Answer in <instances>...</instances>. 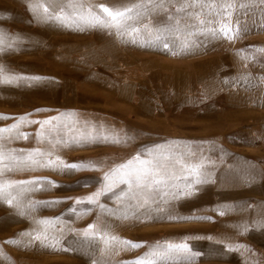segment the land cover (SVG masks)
Segmentation results:
<instances>
[{
    "label": "rangeland",
    "instance_id": "374dc122",
    "mask_svg": "<svg viewBox=\"0 0 264 264\" xmlns=\"http://www.w3.org/2000/svg\"><path fill=\"white\" fill-rule=\"evenodd\" d=\"M39 2L0 0V33L5 38L0 65L17 76L45 78L0 84V116L10 117L0 119V129L18 125L11 134H3L5 150L26 158L35 149L47 150L48 140L53 137L71 142L89 133L119 138L120 142L100 141L56 151L68 163L96 162L99 170L66 174L36 168L28 171L30 179L69 181L78 175L80 187L73 200L84 198L100 186L104 171L137 154L141 159H150V151L158 146H171L185 163H206L211 178L208 183L195 185L191 197L169 196L167 203L160 200L163 211H154L156 218L144 222L118 219L122 206L113 193L100 198L104 210L96 204L80 203L79 211L91 212L88 220L80 218L87 226L107 224L111 234L123 240L145 242L144 247L116 245L106 249L96 239L97 249L90 256L77 259L64 250L62 256L48 253L47 261L62 257L64 264H127L153 251L158 243L161 250L169 244H186L189 251L172 250L154 257L155 264H264V227L257 225V221H264V187L252 185L255 179L263 177L264 171L241 162L231 165L230 155L225 153L215 155L217 147L224 151L241 150L247 143L264 142L263 133L251 130L248 135L242 128L246 124H238L240 120H255L264 109V92L257 88L263 85L258 75L264 66V5L256 0H235L237 4L249 5L248 9L237 7L231 17L233 28L239 17L240 26L247 29L245 34L233 40L197 34L192 37L195 47L189 53L172 54L123 43L116 35L99 28L78 30L54 21L39 22L32 10ZM93 2L119 6L140 0ZM214 2L218 5L221 0ZM175 7L172 4L165 9L153 8L138 26L142 28L147 23L155 28L175 23L182 16L175 13ZM244 11L247 15L241 14ZM170 15L174 16L173 21H169ZM247 80L254 85L249 98L242 90ZM238 103L250 105L238 107ZM25 115L32 121L51 123L42 129L39 123L15 119ZM56 117L59 119H53ZM238 125L242 129H237ZM218 157H222L221 168L216 165ZM173 168L179 173V164H173ZM87 175L94 180L90 181ZM84 183L88 186H82ZM36 187L48 188L44 184ZM35 199L31 197L32 201ZM169 214L177 219L169 220ZM192 253L199 255L191 256ZM32 255L35 256L33 251ZM0 262L14 264L13 260Z\"/></svg>",
    "mask_w": 264,
    "mask_h": 264
},
{
    "label": "snow or ice",
    "instance_id": "6c2138e0",
    "mask_svg": "<svg viewBox=\"0 0 264 264\" xmlns=\"http://www.w3.org/2000/svg\"><path fill=\"white\" fill-rule=\"evenodd\" d=\"M260 5H264V0H256ZM175 4V13L182 14L180 20L175 23H169L163 27H150L143 23L145 13H150L153 8L165 9L166 5ZM248 9L246 3L237 4L235 0H221L217 5L214 0H140L138 3L129 5L108 6L103 3H94L93 0H40L32 10L36 14L39 22L54 21L64 27H74L78 30L84 28H99L107 30L110 35H116L123 43L139 44L143 47L158 48L172 54H187L195 47L192 37L197 34L210 35L213 38H227L233 40L241 37L247 29L240 26L239 17L236 20V27H232V13L236 9ZM207 9V11H206ZM247 15V11L241 13ZM215 17V18H213ZM169 21L174 20V16L168 17ZM227 19L225 23L224 20ZM213 24L219 27H211ZM5 38L0 33V52L4 51ZM11 48L12 45L8 44ZM45 78L39 76L22 77L6 72L3 65H0V84H16L20 81H41ZM41 111V110H37ZM30 115V114H29ZM0 119H10V117L0 116ZM20 122L39 123L43 129L51 121H32L28 115L15 118ZM53 119H59L58 117ZM18 125L13 124L9 128L0 129V201L7 203L10 207L24 208L26 191L34 190L36 186L43 184H52L58 187L55 182L47 181L42 178H33L29 181H11L5 180L4 174L14 170L36 168H48L58 172L71 174L76 171H95L99 170L96 162H73L64 161L56 151L62 147L89 146L100 141L118 143L119 138L111 139L108 136H97L89 133L80 140L71 142L57 139L55 137L48 140L49 147L47 150L35 149L30 152L26 158H20L13 154L12 151H6L2 142L4 133L11 134ZM27 138V134H23ZM16 138H20L19 135ZM55 156V159L52 157ZM150 159H141L140 154L133 156L126 162L117 164L115 167L104 171L101 178L100 186L97 190L87 197L77 198L76 204L87 202L96 204L102 210L105 209L100 204V198L109 193L116 195L122 206L121 214L118 219H136L144 222L156 217L153 212H161L160 200L167 203L166 197L171 196L173 199L182 197H191L194 193L195 185L210 182V174L207 172V165L204 162L185 163L183 156L175 155L171 146L164 148L158 146L157 149L150 151ZM210 163V162H209ZM173 164H179V173L173 168ZM125 185V188H121ZM31 186V187H27ZM82 186H88L87 184ZM116 189H120L116 192ZM61 201H52L47 203H60ZM153 205L156 207L153 208ZM75 211V208H73ZM21 215L24 212L20 213ZM115 213H113L114 215ZM223 215L224 211L221 210ZM188 219L192 217H179ZM197 219H209L208 217H195ZM169 220L177 219L169 214ZM37 223L50 225L52 220H40ZM259 227H264V221H257ZM246 230V229H245ZM82 234L86 238L93 240L99 239L105 245V248L120 245L124 248L144 247L145 242H133L123 240L118 236L110 233L108 225L97 226L89 225ZM24 235L30 237L28 243L40 241L41 247L56 248L59 243L55 235H50L47 228L38 229L35 234L29 232ZM45 241H49L45 244ZM51 241H55L52 243ZM8 243H17L10 240ZM27 246V245H26ZM237 247H243L239 245ZM230 250L231 246H229ZM67 251L68 249H64ZM184 251L189 249L186 244L172 245L169 244L166 249L161 250L160 245L154 246L153 251L138 257L136 260L127 262V264H155L154 257L163 256L168 252ZM199 255L192 253L191 256ZM191 258V257H189Z\"/></svg>",
    "mask_w": 264,
    "mask_h": 264
},
{
    "label": "crops",
    "instance_id": "0c3cea01",
    "mask_svg": "<svg viewBox=\"0 0 264 264\" xmlns=\"http://www.w3.org/2000/svg\"><path fill=\"white\" fill-rule=\"evenodd\" d=\"M12 13L10 14L11 18L8 20L10 24L14 18V9L12 10ZM16 14L19 16L18 12ZM259 73L258 76L260 80H263V85L257 88L263 89L262 91L264 92V66H262ZM251 83L252 81L247 80V83L243 85L244 87L242 89L247 92L248 98L249 93L254 92V85H251ZM249 105V103L236 104L238 107H249ZM261 105L264 107V99L262 100ZM255 118L256 119L253 121L246 119V121L240 120L238 122V124L240 122L246 124V126L242 128L247 131L248 135L251 130L264 134V109L262 110V113L258 114ZM242 128H239V125L237 127V129ZM224 153L230 155L228 160L233 162L231 165L241 162L246 165H251L252 168H257L258 171H264V142L262 145H249V143H247L246 148H242L241 150L225 148L224 151L222 147L216 148L215 155L222 156ZM216 160H218L216 161V165L221 168L223 163L222 157H218ZM29 170L30 169H24L6 172L4 174V179L11 181H29L31 180L28 173ZM87 176L91 177L90 175ZM90 179V181L94 180L93 177ZM48 181L55 182V184L59 186L53 187L52 184H48V186L47 184H44L46 188L48 187L47 189L40 190L36 187L34 190L26 191L24 194L26 207L24 208L10 207L7 203L0 201V252H6V254H0V261L1 259H4L6 261L13 260L14 264H34L33 262L38 260V264H64L62 262V257L54 262H48L46 256H48V253H55L58 256H62L61 254L64 249H68L67 252H70L78 259L79 256L92 255L97 249V244L93 239L78 234L88 228L80 218L88 220L91 216V212L88 210L79 211V204H76V200H73L76 198V192L79 191L80 187L78 175L76 176V179L69 181H63L61 178ZM252 183L254 186L264 187V173L263 177L255 179ZM31 197H36V199L32 201ZM52 201L61 202L47 203ZM73 208H75V211H73ZM21 212H24V214L21 215ZM40 220H52L53 223L50 225H42L37 223ZM43 228H47L50 235H55L58 238L59 243L56 244L55 249L41 247L40 241H35L33 244L31 243V245L28 243L30 237L24 234L31 232L34 235L36 230ZM10 240H15L17 243H8ZM51 242L55 243V241ZM48 243L49 241H45V244ZM32 251L35 256L32 255ZM59 252L61 253L59 254Z\"/></svg>",
    "mask_w": 264,
    "mask_h": 264
}]
</instances>
